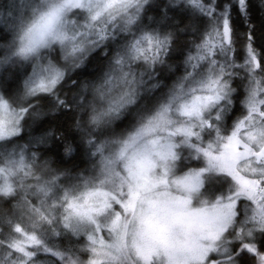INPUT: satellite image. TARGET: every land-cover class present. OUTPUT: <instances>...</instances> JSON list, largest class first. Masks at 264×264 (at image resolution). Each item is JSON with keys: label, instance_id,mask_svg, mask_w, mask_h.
<instances>
[{"label": "snow or ice", "instance_id": "1", "mask_svg": "<svg viewBox=\"0 0 264 264\" xmlns=\"http://www.w3.org/2000/svg\"><path fill=\"white\" fill-rule=\"evenodd\" d=\"M0 264H264V0H0Z\"/></svg>", "mask_w": 264, "mask_h": 264}, {"label": "trees", "instance_id": "2", "mask_svg": "<svg viewBox=\"0 0 264 264\" xmlns=\"http://www.w3.org/2000/svg\"><path fill=\"white\" fill-rule=\"evenodd\" d=\"M254 35L256 36L257 40L259 41L261 39V36H260V31L257 30Z\"/></svg>", "mask_w": 264, "mask_h": 264}]
</instances>
